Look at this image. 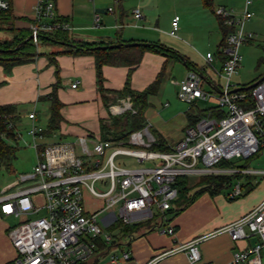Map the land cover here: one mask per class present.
<instances>
[{"label": "built area", "instance_id": "built-area-1", "mask_svg": "<svg viewBox=\"0 0 264 264\" xmlns=\"http://www.w3.org/2000/svg\"><path fill=\"white\" fill-rule=\"evenodd\" d=\"M253 0H245L243 10L236 12L221 5L215 14L230 28L225 55L216 69L224 79L217 86L221 92L203 88L210 79L204 70H189L178 86L177 97L190 105L198 100L216 97L214 108L219 115L209 114L194 125H187L184 136L168 150H154L157 138L148 126L132 132L126 141L104 139L91 135H80L75 139L48 141L46 128L36 122V113H30L32 123L28 134L29 143L35 150L37 162L31 173L21 174L20 182H14L0 191V214L19 218L20 222L8 228L11 243L16 251L8 264H91L104 243L107 250L116 242L115 230L111 227L120 221L133 225L149 219H158L160 232L169 236L176 233L168 217L174 201L179 199L178 180L188 175H239L264 174V170L248 169L246 164L264 148V81L241 91L234 83L242 63L241 47L251 41L254 34L246 31V22L254 13ZM10 0H0V13L9 9ZM113 11V7L109 8ZM136 19L145 18L139 8L133 10ZM179 16L172 20L169 34L178 37ZM94 26L100 25V14L96 13ZM32 40L38 44L41 33L58 30H73V25L58 16L55 0H38L34 6V17L30 25ZM220 59L217 53L207 52L204 60L214 65ZM78 82L73 83L76 88ZM244 86V85H242ZM119 103L109 107V114L118 116L126 112L136 113L130 95L120 98ZM21 134H18V138ZM132 146V147H128ZM119 155L131 156L139 167L118 164ZM245 160L227 169L222 162L232 159ZM99 183L104 189L97 188ZM102 200L101 207L89 211L84 193ZM231 199L243 195V184L235 178L228 193ZM117 208L115 218L104 220L101 215ZM44 211V214L40 212ZM227 232L233 241L257 236L259 241L252 247L237 250L231 264H263L264 248V200L247 214L225 225L212 234ZM211 235V234H210ZM209 235L195 237L173 247L151 259L147 264L178 252L186 253L191 264L202 263L199 244ZM113 261L129 260L130 252L112 254Z\"/></svg>", "mask_w": 264, "mask_h": 264}, {"label": "crops", "instance_id": "crops-1", "mask_svg": "<svg viewBox=\"0 0 264 264\" xmlns=\"http://www.w3.org/2000/svg\"><path fill=\"white\" fill-rule=\"evenodd\" d=\"M10 1L12 12L16 18L15 27H29L33 21L34 6L38 0ZM55 2L58 16L69 21L74 27L70 31L71 36L82 40L100 41L107 38L116 40L120 36L127 41H152L164 44L162 38L156 35L157 31L164 32L166 36L175 40L180 39L179 32L187 34L184 24L185 16L182 11H180L181 15L178 13L174 15V17L180 16L178 37L171 36L170 30L161 31L158 26L152 25L149 15L153 14L155 0H136L131 10L129 9L130 0H55ZM110 7H113V11L109 10ZM135 8H139L143 12L144 19H136L133 13ZM96 13L100 14V25L97 27L93 24ZM175 47L177 48V45ZM62 50V46L59 48L47 46L44 51H41L43 54L37 56L33 62L15 66L10 73L0 66V103L17 106L16 128L23 123L22 121L31 125L32 119L29 114L33 112L36 113V122L42 126L46 125L43 126L46 128L50 117L48 98L54 90L53 85L58 82L56 94L64 104L61 108L63 120L60 129L50 134L48 141L75 139L80 135L102 137L100 122L101 119L108 117L109 112L98 90L95 59L91 55L60 53L55 57L57 67L51 65L49 53ZM177 51H181L186 58L204 70L205 67L191 60L187 51L182 48ZM166 60L167 57L162 54L145 52L140 64L131 75V88L135 91L145 90L157 78ZM173 61L180 60H171L166 65L159 92L151 95L149 102H154L156 98L165 95L169 89L167 95L173 90L177 95L178 86L175 81L178 79L169 72ZM128 70L129 68L126 66L105 65L103 67L105 87L109 90L122 89L126 83ZM189 70L191 69L187 67V73ZM208 76L213 81L209 74ZM76 82H78V86L73 88L72 84ZM26 105H32V107L27 108ZM169 106L170 103L166 102L161 105L159 110H155L150 115H148L147 108L145 116L147 125L150 124L153 134L163 138L168 145H173L183 138L189 120L187 111H165V108ZM162 113L171 116L165 120ZM149 116L151 122L148 120ZM176 120L180 121L179 124L176 123ZM171 123H174L173 126L170 125ZM244 187L248 189L246 195L234 199L229 197V190L225 189L227 191L223 190L218 193L207 191L189 202L180 211L178 209L183 207L185 202L182 201L179 205L174 204L168 212V217L176 228L174 236L159 231L158 219L139 222L140 225L134 229L132 237H129V234H124L122 229L116 242L108 246L107 250L101 249L97 257L92 260V264H147L157 255L173 247L175 243L186 242L202 235H209V237L199 244L201 262L231 264L237 250L252 247L259 241V238L253 236L233 241L227 232L212 233L247 214L264 200V179L261 182L255 178V180L243 184ZM3 217L5 216L0 214V220ZM8 228H0V264H8L16 255ZM122 252H130L131 258L126 261L112 260V254L120 255ZM262 263L264 264V248ZM155 264L191 263L186 253L178 252Z\"/></svg>", "mask_w": 264, "mask_h": 264}, {"label": "trees", "instance_id": "trees-1", "mask_svg": "<svg viewBox=\"0 0 264 264\" xmlns=\"http://www.w3.org/2000/svg\"><path fill=\"white\" fill-rule=\"evenodd\" d=\"M202 3L206 8H209L211 11L215 12L214 0H202ZM219 18L223 38L219 45L217 54L220 60H224L225 55L222 51V47L226 44V38L230 31V28L224 25V20L221 17ZM15 20L16 18L12 12L11 6L9 9L0 13V30L4 25H8L7 28L14 33V37L12 39L4 41L0 40V49H3V51H0V66H2L7 73H10L15 66L33 62L37 56L42 55L43 53L39 51L40 42L47 45L62 46V51H54L50 54V64L57 67L55 57L60 53L93 56L95 59L98 90L108 112L110 105L118 101L120 98L126 97L128 95L132 97L134 108L137 109L136 113L126 112L118 116L109 114L107 118L101 119L100 132L102 138L104 139L126 141L132 132L146 127L147 119L145 116V112L150 104L149 97L159 92L166 65L171 60H180L184 62V59H182V55H180V53L159 42L146 41L150 43L146 47L123 46L119 48L104 49L100 47L113 43L126 42L127 40L122 39V37L120 36H118L116 40L109 38L102 39L100 41L76 40L72 39L73 37L68 30H58L51 33H41L38 44H36L33 40L21 44L23 40L31 35V28L30 26L23 28L15 27ZM17 46L20 47L16 50L15 48ZM147 51L162 54L167 57V60L157 78L145 90L135 91L131 88V75L135 68L140 64L144 53ZM184 64L189 69L198 71L200 73L204 72L203 68L199 67L186 57ZM105 65L126 66L129 68L126 83L122 89L109 90L105 87V78L103 75V67ZM56 73L58 74V70L56 71ZM58 85V82L53 85L54 90L51 95H49L50 98H48V100L50 101V117L45 131L48 135L58 131L63 120L61 108L64 104L56 94V87ZM109 94H111L112 96H110ZM16 114L17 106L15 104L0 103V171L3 169H5L7 172L12 171L13 160L16 158L17 147L12 143L18 141L19 134L15 124L18 118ZM209 114L219 115L215 109L200 110L196 105H192L187 111L189 120L188 125H194L199 119ZM157 140L158 143L153 146L154 150H168L170 148L168 146V143L163 138L158 137ZM9 141H11V143ZM248 162L249 161H247L244 166H246ZM222 164H228V162L224 161L222 162ZM237 176L238 175L236 174L203 176L199 181V186L193 191V186L188 185L187 182L184 181V179H179V200L180 202L184 201L185 203L183 207H180L178 209V211L182 210L186 205H188L189 202L193 201L199 195L207 191L218 193L225 189H229ZM139 225L140 223L134 225H122L124 234H129L128 236L132 237L134 235V229ZM100 247L101 249H104V243L101 242Z\"/></svg>", "mask_w": 264, "mask_h": 264}, {"label": "rangeland", "instance_id": "rangeland-1", "mask_svg": "<svg viewBox=\"0 0 264 264\" xmlns=\"http://www.w3.org/2000/svg\"><path fill=\"white\" fill-rule=\"evenodd\" d=\"M136 0H130L129 9L135 5ZM156 4L153 9L152 16L149 15V19L152 22V25L158 26L161 31H167L171 29L172 18L176 13L180 14V11L184 14V24L187 31V34L184 35L179 32L180 39H172L164 32H156V35L162 38V42L165 46L177 51L179 48L184 49L191 56V60L197 62L202 67H205L204 70L213 78L215 84L223 85L224 79L220 77L216 69L221 68L220 60L216 59L215 66L212 64L206 63L204 56L207 52L217 53L219 45L223 38V34L220 28V18L212 12L209 8L203 6L202 0H155ZM245 0H214V9L218 8L221 5H225L228 8L234 9L236 12H241L243 10ZM129 10V11H130ZM251 11H253L254 16L246 22V31L254 34V37L251 41L244 43L241 47L242 54V63L239 69V73L236 74L233 78L234 83L245 85L258 80L262 75H264V0H253L251 5ZM180 17V16H179ZM183 18V17H182ZM183 23V22H182ZM1 26V22H0ZM8 25H4L0 30V40H9L14 37V33L11 32L8 28ZM73 37V36H72ZM72 39L82 40L73 37ZM83 41V40H82ZM163 44V45H164ZM177 45V48L175 47ZM47 45L40 42L39 51H44ZM59 48V46H55ZM180 55L184 56L181 51H177ZM42 53V52H41ZM52 52L49 53V56ZM186 57V56H184ZM216 67V69H215ZM169 72L175 76L178 80H182L187 73V67L183 61H173L170 65ZM203 88L206 91H211V86L206 82H203ZM67 88V87H65ZM68 89V88H67ZM66 89V90H67ZM170 91V89H169ZM168 91V92H169ZM168 92L165 95L156 98L154 102L150 101L147 112L148 115L153 114L155 110H159L161 105L169 102L170 106L165 108V111H174L179 112L180 110L188 111L190 105L179 100L176 95V92L173 90L169 95ZM119 103L118 101L114 102ZM218 105L216 97H210L207 100H198L197 107L200 110L204 109H214ZM27 108H31L32 105H26ZM164 110V109H163ZM161 110V111H163ZM114 116V115H113ZM162 116L165 117V120L168 119L171 115L162 113ZM148 119L151 122V117ZM23 123L17 126V130L21 134V137L18 138L17 142H12L17 147L16 158L13 160L12 171L7 172L5 169L0 171V189L3 190L6 186L14 182H20L21 174L31 173L33 167L37 162L36 150L29 145L32 141V137L28 134V128L30 124L22 121ZM176 120V123L179 124ZM174 123L170 125L173 126ZM150 125V124H149ZM147 125L149 128L150 126ZM46 126V125H43ZM154 126V125H153ZM151 129V128H150ZM156 137V136H155ZM158 138V137H156ZM175 138V137H174ZM158 141V140H157ZM11 143V141H9ZM177 143V142H176ZM132 147V146H128ZM238 159H232L228 161V164H222L220 167L227 169L228 167L234 165ZM118 164H122L130 167H139L142 165H147L148 162L142 164L136 162L131 156L119 155L116 158ZM248 169L253 170H264V148L254 157L249 160L247 165ZM203 176L199 175H188L180 177L179 179H184L188 185L193 186L192 191L197 189L199 186V181ZM237 181L241 184H247L250 180L259 179L263 181L264 174H247L242 173L237 177ZM97 188L104 189L99 183H96ZM180 188V186H179ZM230 189V188H229ZM227 189V190H229ZM224 190V191H227ZM248 189L243 188V195H246ZM85 204L89 211H95L101 207L102 200L95 196H92L90 192L85 191L84 193ZM175 205L181 204L180 200L174 201ZM44 214V211L40 212ZM118 214V209H111L109 212H105L101 215L104 220L109 218H115ZM115 215V216H114ZM20 222L19 218H6L3 217L0 220V228L10 227L16 225ZM121 225V226H119ZM124 224L120 221L116 222L115 227L112 229L115 230V234L118 235L121 233Z\"/></svg>", "mask_w": 264, "mask_h": 264}, {"label": "water", "instance_id": "water-1", "mask_svg": "<svg viewBox=\"0 0 264 264\" xmlns=\"http://www.w3.org/2000/svg\"><path fill=\"white\" fill-rule=\"evenodd\" d=\"M33 38V35H29L25 40L22 41L21 44H24L30 40H32ZM62 43H65V42H62ZM150 43L149 42H146V41H126V42H120V43H113V44H110V45H104V46H101L100 48H119V47H132V46H148ZM20 46H17L15 49H19ZM0 51H3V49H0ZM182 59H184V63H185V57L182 56ZM201 75L204 77V75L201 73ZM264 81V75H262L258 80H256L255 82L249 84V85H246V86H240L238 88H236L234 91H241V90H248L254 86H256L258 83ZM208 84L212 85L213 88L219 92H221L220 88L214 84V82L210 79L207 81ZM237 165H243L245 164V160H241V161H238L236 163Z\"/></svg>", "mask_w": 264, "mask_h": 264}]
</instances>
